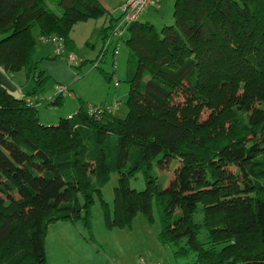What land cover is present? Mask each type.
<instances>
[{"label":"trees","instance_id":"trees-1","mask_svg":"<svg viewBox=\"0 0 264 264\" xmlns=\"http://www.w3.org/2000/svg\"><path fill=\"white\" fill-rule=\"evenodd\" d=\"M108 15L98 0H0V70L29 83L20 97L0 85V264H48L49 224L91 230L96 198L108 230L132 229L139 214L154 224L155 203L158 241L176 261L264 264V0H175L172 25L131 24L127 115L81 102L43 124L52 78L35 59L39 40L73 52L74 27ZM172 160L162 188L150 170ZM140 172L141 191L130 184ZM115 173L111 209L103 188Z\"/></svg>","mask_w":264,"mask_h":264},{"label":"rangeland","instance_id":"rangeland-1","mask_svg":"<svg viewBox=\"0 0 264 264\" xmlns=\"http://www.w3.org/2000/svg\"><path fill=\"white\" fill-rule=\"evenodd\" d=\"M107 2L114 8L112 12L115 19H119L121 12L115 9L118 0H107ZM174 6L175 0H165L163 9L148 10L142 18V22L153 23L158 29L165 25H172L174 23ZM51 8L56 13H61L56 7L51 6ZM100 21L98 19L91 20L88 24L86 22L79 23L80 28L75 30L76 41H74L72 53L76 54L80 62L72 65L73 70L79 76V79L70 86L73 98L65 94L60 99V106H51L48 98L55 90V82L49 81L41 95L45 100H42L39 107V117L43 124L56 125L60 118L74 115L81 102L85 104L90 102L93 104L90 106L95 107L105 102L112 104L119 101L120 106L113 112L114 115L119 118H124L127 115L128 109L125 103L129 93V86L126 83L128 49L122 42L118 54L114 55V45H112L107 48L103 59L102 51L106 40H103L101 28L104 22ZM88 31H93V35H89ZM37 34L38 29H34L33 35L37 37ZM127 37L128 34L125 39ZM38 46L39 51L42 50L43 54L46 47L42 42H39ZM53 46L55 47V45ZM40 68L43 69L41 66ZM12 82L18 88V91L13 92L18 97L21 96V88L29 87L25 72L15 74ZM117 82L118 86H116ZM208 115L209 112H206L204 118H207ZM165 164L167 166H164ZM178 165V160L163 163V166L161 163L155 162L150 173L157 177L159 186L165 188L173 179L174 171ZM119 178L118 173L113 174L110 182L103 188V197L111 209L114 206L115 188L118 186ZM130 184L132 188L139 191L145 189L144 174L140 172L131 180ZM153 213L154 224H150L144 215L139 214L133 222L132 229L108 230L105 226L101 201L96 198L92 207L91 230H88L82 223L74 225L67 221H58L49 224L45 238L48 264H138L140 256L153 259L161 258L167 263L173 264L176 260L171 256L167 257L164 251L172 255L174 247L163 246L158 241L161 223L155 203H153ZM190 261L191 258L179 262L187 264Z\"/></svg>","mask_w":264,"mask_h":264},{"label":"built area","instance_id":"built-area-1","mask_svg":"<svg viewBox=\"0 0 264 264\" xmlns=\"http://www.w3.org/2000/svg\"><path fill=\"white\" fill-rule=\"evenodd\" d=\"M165 0H125L120 6L121 16L116 23L115 27L112 30L110 37L106 40V45L103 50L107 51V48L114 45L113 53L114 55L118 54V49L121 43L123 42L128 28L131 24L142 21L143 16L150 9L159 10ZM45 43L55 45V54L57 57H65L70 65H75L77 62H80V59L76 56L75 53L67 52L65 49L64 41L61 38L50 37L43 40ZM103 58V55H102ZM101 58V59H102ZM118 86V82L116 83ZM68 94L70 96L69 90L60 86L57 89L56 96L50 100L53 102L58 95ZM32 103L31 101H29ZM120 106L119 101H115L112 104H106L104 106L91 107V114H102V113H113ZM138 264H167V263H158L149 260L144 256H140Z\"/></svg>","mask_w":264,"mask_h":264},{"label":"crops","instance_id":"crops-1","mask_svg":"<svg viewBox=\"0 0 264 264\" xmlns=\"http://www.w3.org/2000/svg\"><path fill=\"white\" fill-rule=\"evenodd\" d=\"M98 1L102 4V6L109 13V15L107 17H104V18L100 19L101 20L100 22H102V23L104 22L103 23V27L100 26L103 29L105 26L108 25L110 19H115L114 14L112 12V9H114V8L107 2V0H98ZM123 2H124V0H118V2L116 4L117 6H116L115 9L119 11L120 10L119 8H120V6L122 5ZM164 4H165V1H164L163 5H162L161 9H163ZM115 20H117V19H115ZM88 22H86V24H88ZM79 26H80L79 24L76 25L74 27L72 33H71V38H72L73 41H76V38L74 36V32H75V30L77 28H80ZM85 26H88V25H85ZM98 29H97V31H98ZM88 32H90L89 35H93V31L92 32L88 31ZM39 42H42L44 44V46L46 47V51L42 54V50L40 52L39 51V46H38L35 59L40 61V66L43 67V69L47 72V74L55 82V90H54L53 94L50 95L49 98H48V99L51 100V99H53L56 96L57 89L60 86L66 87L69 90V92H70V90H71L70 86L79 79V76L73 70V66L68 63V61L66 60L65 57H62V58L59 57L60 59L59 58H55L56 57L55 47L52 44H47V43H45L43 41H40V40H39ZM43 50H44V48H43ZM10 77H11L10 79L12 80L14 75H12ZM22 89H24V88L20 89V93H22ZM17 91H18V88H17ZM70 97L73 98V95L71 93H70ZM39 99H40V101L45 100V99L42 98V96ZM87 103H88L89 106L93 105L90 102H87ZM104 104H110V102H105V103H102L101 105H104ZM77 110H76V112H77ZM70 116L71 115H69L68 117H70ZM161 252H163V251H161ZM164 253L166 254L167 257L171 256L173 258V253H172V255L168 254L169 252H166V251H164ZM148 259L153 261V262L167 263L165 260H163L161 258H156V259L155 258L154 259L153 258H148ZM167 264H170V263H167ZM173 264H181V263L179 261H175Z\"/></svg>","mask_w":264,"mask_h":264},{"label":"water","instance_id":"water-1","mask_svg":"<svg viewBox=\"0 0 264 264\" xmlns=\"http://www.w3.org/2000/svg\"><path fill=\"white\" fill-rule=\"evenodd\" d=\"M0 85L7 88L10 92L17 91L16 85L12 82L10 77L0 70Z\"/></svg>","mask_w":264,"mask_h":264}]
</instances>
